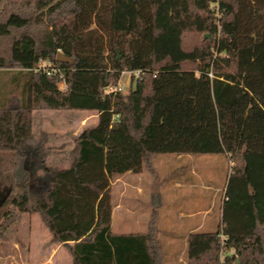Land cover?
Masks as SVG:
<instances>
[{"label":"trees","instance_id":"trees-1","mask_svg":"<svg viewBox=\"0 0 264 264\" xmlns=\"http://www.w3.org/2000/svg\"><path fill=\"white\" fill-rule=\"evenodd\" d=\"M0 73L20 88L0 100V238L35 213L72 264H165L156 210L112 230L111 178L159 153L223 154L222 224L189 233L187 264H264V0H0ZM39 109L97 112L67 167L47 161Z\"/></svg>","mask_w":264,"mask_h":264},{"label":"rangeland","instance_id":"rangeland-1","mask_svg":"<svg viewBox=\"0 0 264 264\" xmlns=\"http://www.w3.org/2000/svg\"><path fill=\"white\" fill-rule=\"evenodd\" d=\"M129 84L130 75L128 73H123L118 81V85L122 87L121 91L126 92L129 88ZM19 94L20 88L14 89L10 82L9 75L0 73V100H6L4 102L5 104L14 106L17 104V98L19 97ZM5 97H7L8 100ZM39 111L40 110H35L32 113L34 124L33 130L37 133L41 130V112ZM59 111L63 115V122L66 124V128L63 132L65 135H73L70 131H76V129L79 128L81 129L83 128L82 125H86L88 127L92 126L94 123L93 114H97L96 111L86 112L85 115L82 110H58V112ZM78 116H81V125L79 128L76 127V123L73 124L72 122V120ZM68 121H71L69 126L72 127V125H74L71 130L68 128ZM163 156L168 158L173 157L174 153H159L155 156V166H157V172L155 175H152L147 169L142 170V186L144 188L143 202H146L149 198L150 200L147 202H151L155 208L147 207L140 210L139 214L141 215V226L127 224L122 221L119 208L122 195L120 192L121 175H115L111 178L110 189L112 193V206H115L114 216L111 223V228L113 231L120 232L127 230L146 229L152 212L156 210L159 216V222L161 223V226H159V237H167V232L171 228L170 226L172 223L181 225L179 212L181 210H190L192 206H195L196 202H189L187 199H185V197L183 198V193L179 194L175 191H172V180L175 173L172 170L167 169L164 161H162L160 158ZM194 157H196V159L199 161L196 167L198 170H202L200 171V174L203 179H213L217 185L222 187V185L226 182L227 175L229 174L230 170L229 160L227 157L223 154L209 153L195 154ZM51 163H57L62 166L68 163V161L61 159L59 161H52ZM171 164H173L172 161ZM153 180L155 182V197H153L152 193L150 192V183L153 182ZM221 193L222 191L218 192V198ZM211 202H213V200L211 201L210 198H208V204H211ZM217 211L218 209L214 208L215 214H217ZM216 228L217 225L214 227V229ZM180 242L181 240H177V244H180ZM54 244L59 243L51 242L50 238L46 236L38 215L17 211L16 220L8 227L6 236L4 238H0V264H69L70 258L67 248L64 246V244H62L63 246H60L59 248L54 246ZM52 245L56 249H50ZM186 249L183 251V255L185 256L187 252ZM165 252H168L167 254L169 256V250L165 249ZM168 256L166 255V257ZM185 256H183V259H185ZM238 260L239 259L237 258V261ZM165 264L170 263L169 261H166Z\"/></svg>","mask_w":264,"mask_h":264},{"label":"crops","instance_id":"crops-1","mask_svg":"<svg viewBox=\"0 0 264 264\" xmlns=\"http://www.w3.org/2000/svg\"><path fill=\"white\" fill-rule=\"evenodd\" d=\"M41 112V130L46 131L50 135V140L48 145L52 147V152L48 156L47 161L50 165L56 167H67L69 165V153L74 145V140L76 137L80 135L83 129L88 126L82 125L83 128L80 127V117H75L72 120L73 124L76 123V131H70L73 135H65L63 132L65 130L66 124L63 122V115L61 112L56 109H39ZM35 111V110H34ZM33 111V112H34ZM80 111V110H79ZM92 110H82L84 115L86 112H91ZM83 115V116H84ZM94 115V123L97 121V114ZM82 116V117H83ZM71 121L67 122L68 128L71 130L74 125L69 126ZM34 125V124H33ZM195 154H174L173 157H160L164 164L166 165L168 170H172L175 174L172 180V191L177 193H183V198L187 199L189 202H193L195 206H192L190 210H181L179 213V219L181 220L179 224H174L170 226L171 228L167 232V237L161 238L159 237L161 223L159 222L158 216V239L163 247L164 260L169 261L170 264H187L186 256L183 255V251L187 248L188 244V235L193 231H209L214 230V227L217 225L220 226L222 224V203L225 198V186L227 183V179L230 174L227 175L226 182L220 187L215 183L213 179L204 180L198 170L197 163L199 162ZM156 156V155H155ZM67 160L68 163L60 166L57 163H51L52 161L59 160ZM228 159V158H227ZM173 164H171V161ZM229 165H232V162L229 161ZM154 171L151 172L152 175H155L157 172V166H155V157L153 160ZM200 169V168H199ZM142 173L140 172H131L126 171L120 177V189H121V202L119 204L120 208V216L124 223L127 224H140L141 215L140 210L143 208L151 207L155 208L151 202H143V194L144 188L142 186ZM209 181V182H208ZM154 180L150 183V192L153 197H155V189H154ZM149 184V183H148ZM219 186V187H218ZM222 189V190H221ZM222 191L219 198L217 196L218 192ZM147 197V196H146ZM208 198L213 202L208 204ZM214 208H217V214L214 213ZM115 206L112 208V219L114 216ZM35 214V213H33ZM37 215V214H36ZM158 215V213H157ZM41 221V220H40ZM45 234L48 238H51V232L49 229L43 224L41 221ZM178 225V226H177ZM145 230V229H143ZM143 230H127L120 231L124 233L129 232H141ZM177 240H181L180 244H177ZM59 248L63 246L62 243L54 244ZM53 245L48 248L54 249ZM49 249V250H50ZM56 249V248H55ZM165 249L169 250L165 252ZM187 250V249H186ZM187 254V252H186ZM166 255L168 257H166ZM185 256V259H183ZM69 264H72V259L69 254Z\"/></svg>","mask_w":264,"mask_h":264},{"label":"built area","instance_id":"built-area-1","mask_svg":"<svg viewBox=\"0 0 264 264\" xmlns=\"http://www.w3.org/2000/svg\"><path fill=\"white\" fill-rule=\"evenodd\" d=\"M43 70H45L48 75L59 74L60 77H63V75H64L63 69L61 67H59V66H49V67H45L44 66L43 67ZM141 72H143L141 69H137V70H133V71L132 70H124V71H122L121 75L123 73H128L130 75V77H131V75L134 74V77L136 78V77H138L141 74ZM59 85L61 86V88H64L65 87L64 81L62 80L59 83ZM115 90L121 91L122 90V87L120 85H118L115 88Z\"/></svg>","mask_w":264,"mask_h":264},{"label":"water","instance_id":"water-1","mask_svg":"<svg viewBox=\"0 0 264 264\" xmlns=\"http://www.w3.org/2000/svg\"><path fill=\"white\" fill-rule=\"evenodd\" d=\"M207 36H208V34L205 33V34H204V37H207ZM56 59H57L58 61H61V62H71V61H72V58H71V57L65 55V54H64L63 52H61V51H58V52H57Z\"/></svg>","mask_w":264,"mask_h":264}]
</instances>
